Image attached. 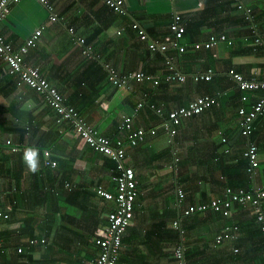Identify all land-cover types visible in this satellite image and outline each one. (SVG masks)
Segmentation results:
<instances>
[{
    "label": "crops",
    "instance_id": "1",
    "mask_svg": "<svg viewBox=\"0 0 264 264\" xmlns=\"http://www.w3.org/2000/svg\"><path fill=\"white\" fill-rule=\"evenodd\" d=\"M50 1L61 21H51L38 0H21L11 5L0 32L16 47L43 29L25 63L38 66L64 102L100 134L122 136L118 125L143 93L167 114L198 96L222 92L217 104L183 118L173 140L151 109L144 107L136 115L133 128H144L147 135L138 145L127 146L126 162L135 169L139 195L117 264H177L180 244L189 264H264V235L251 207L235 206L229 216L209 207L196 210L223 197L227 187L264 186V114L255 121L250 138L259 149V167L252 178L238 112L250 110L263 91H241L229 75L234 69L264 80V47H257L254 39L264 34V0H125V13L103 0ZM176 13L183 16L180 41L187 49L179 53L170 48L167 53L189 76L212 70L208 82L165 80L164 55L150 50L131 27L138 20L152 38L162 39L171 33ZM71 26L74 36L68 31ZM212 34L227 39L211 48L194 47ZM80 36L94 47L98 59L82 54L75 41ZM106 64L119 74L142 70L146 77L130 87H116ZM7 68L0 57V208L11 210L2 221L1 264H92L99 253L95 238L104 234L113 206L96 188L116 192L115 163L90 146L69 120L58 121L46 95L21 83ZM28 99L35 107L22 110ZM152 128L156 135L149 134ZM7 139L21 150L12 151ZM28 146L40 151L35 173L23 163ZM46 149L57 160L55 167L45 165ZM188 209L192 214L184 213ZM234 226L238 238L218 244L216 237ZM34 238L38 243L31 244Z\"/></svg>",
    "mask_w": 264,
    "mask_h": 264
},
{
    "label": "built area",
    "instance_id": "2",
    "mask_svg": "<svg viewBox=\"0 0 264 264\" xmlns=\"http://www.w3.org/2000/svg\"><path fill=\"white\" fill-rule=\"evenodd\" d=\"M21 0H0V23L6 18L11 11V5L18 3ZM42 5L46 7L49 12V19L54 22L61 21V17L55 9V5L50 0H38ZM110 8L118 13H125V0H103ZM242 7V5L240 6ZM249 12L250 10L247 9ZM131 27L136 30L139 38L146 41L150 50L160 52L164 55L166 70L164 79L173 82H186L188 79H192L194 82H208L213 77L212 70L207 72H199L191 74L183 73L175 58L169 55L167 52L170 48L176 49L179 53H183L187 49V45L180 41V35L185 31V25L183 23V16L179 13L173 15L170 23V34H167L164 38H152L142 26L138 20H134ZM71 35L76 34V30L73 26L68 28ZM118 34L122 33V30L117 31ZM43 34V29L39 28L29 36L26 41L14 47L12 42L7 40L5 36L0 32V57L7 63V70L9 74L19 77L21 83L44 93L47 100L53 105L57 114L59 115L58 121L69 120L74 127V130L82 136L86 142L102 152L104 155L113 159L115 163V173L112 176L116 182V192H110L102 186L96 188L98 194L104 199L113 203L107 213V224L104 229V234L95 238V243L99 248L97 257L93 260L92 264H117L120 256V252L123 246V235L132 224L135 217V202L139 195L138 180L136 177L135 169L128 165L127 158V146L138 145L146 138L147 130L144 128H133V120L139 111L148 107L155 114L162 118L161 127L171 137L177 133V128L183 118H190L194 115L200 114L205 109H208L214 104L218 103L217 97L211 94H205L198 96L191 100L188 104L180 106L176 109L170 110L167 114L164 113L162 105H158L153 102H149L147 94H142L137 101L131 114L125 116L118 125V132L122 136L109 137L107 135L100 134L85 118L81 117L75 107L69 106L64 102L62 93L53 85L46 77L43 76L38 66H31L25 63V56L31 47L37 45L40 36ZM227 36L214 35L205 42H196L195 48H211L222 41H225ZM255 44L257 47H264V34L255 36ZM77 44L82 48V54L89 59H98L99 55L96 53L94 47L88 43L86 37H77ZM108 79L116 87H130L132 81L141 82L145 79L146 73L142 70H131L124 74H119L110 65L105 66ZM229 75L232 80L242 90H259L263 91V94L253 104L251 110L247 111L244 108L239 109L241 119L239 125L241 134L247 137L246 149L244 156L248 160L247 171L249 175L254 178L259 166L258 145L250 139V134L254 129L255 120L264 114V80L259 79L257 76L246 77L244 74L234 70H229ZM160 79L154 80L155 84H159ZM123 133H126L123 135ZM149 134L156 135L157 129L152 128ZM6 143L10 145L12 151L21 150V148L12 143L11 139H7ZM45 165L55 167L57 160L51 158V152L49 149L44 150ZM67 186H70L67 183ZM179 198L184 196L183 190L178 191ZM236 204L242 207H251L256 214L257 221L260 224L261 231L264 235V186L254 188H239L227 187L225 195L223 197H217L213 199L209 205H198L197 209L204 210L206 207H210L216 212L222 213L224 216H229L231 211L235 208ZM10 210V208H9ZM191 209L186 210V215L191 213ZM8 211L0 208V264L2 260V221L9 218ZM176 227L179 226V221L175 222ZM238 226H234L232 230H226L220 233L216 237L218 244L224 240H234L238 238L236 234ZM31 244L38 243V239H31ZM40 242H45L44 239ZM237 251V250H236ZM177 264H189L184 258V245L180 244L176 249Z\"/></svg>",
    "mask_w": 264,
    "mask_h": 264
},
{
    "label": "clouds",
    "instance_id": "3",
    "mask_svg": "<svg viewBox=\"0 0 264 264\" xmlns=\"http://www.w3.org/2000/svg\"><path fill=\"white\" fill-rule=\"evenodd\" d=\"M34 107H35V103L31 99L24 101V103L21 105L22 110H31ZM22 159H23V163L25 164V166L29 171L35 173L39 170L40 151L37 147L34 146L26 147L23 151Z\"/></svg>",
    "mask_w": 264,
    "mask_h": 264
},
{
    "label": "trees",
    "instance_id": "4",
    "mask_svg": "<svg viewBox=\"0 0 264 264\" xmlns=\"http://www.w3.org/2000/svg\"><path fill=\"white\" fill-rule=\"evenodd\" d=\"M230 78H231V76H230ZM231 80H232V78H231ZM233 81V80H232ZM233 83H234V81H233ZM235 84V83H234ZM235 86H236V84H235ZM239 90H241V91H250V90H242V89H240L238 86H236ZM251 91H256V90H251ZM257 91H259V90H257ZM219 93H222V92H216V93H214V94H211V95H213V96H215V97H217V95L219 94ZM261 97V96H260ZM260 97H258V98H260ZM257 98V99H258ZM256 99V100H257ZM217 100H218V98H217ZM255 103V102H254ZM253 106V105H252ZM206 110V109H205ZM251 110V109H250ZM249 111V110H248ZM203 112V111H202ZM239 112V111H238ZM240 114V113H239ZM257 120V119H256ZM255 120V121H256ZM254 129H255V124H254ZM254 129H253V131H254ZM253 131H252V133H253ZM252 133L249 135L250 136V138H251V135H252ZM242 135V134H241ZM244 137V136H243ZM245 139H248L247 137H244ZM258 154H259V149H258ZM248 166V165H247ZM259 167V166H258ZM248 172V171H247ZM249 174V173H248ZM239 188H241V187H239ZM239 188H236V189H239ZM236 206H239L238 204H236ZM208 207H206L205 209H207ZM210 208V207H209ZM204 209V210H205ZM211 209V208H210ZM196 210H198V211H202V210H199V209H197L196 208ZM211 210H213V209H211ZM7 211V210H6ZM10 211L11 210H9L8 209V213H9V215H10ZM214 211V210H213ZM214 212H216V211H214ZM190 214H192V212L190 213ZM189 215V214H188Z\"/></svg>",
    "mask_w": 264,
    "mask_h": 264
},
{
    "label": "water",
    "instance_id": "5",
    "mask_svg": "<svg viewBox=\"0 0 264 264\" xmlns=\"http://www.w3.org/2000/svg\"><path fill=\"white\" fill-rule=\"evenodd\" d=\"M229 144H227L226 146H228Z\"/></svg>",
    "mask_w": 264,
    "mask_h": 264
},
{
    "label": "bare ground",
    "instance_id": "6",
    "mask_svg": "<svg viewBox=\"0 0 264 264\" xmlns=\"http://www.w3.org/2000/svg\"><path fill=\"white\" fill-rule=\"evenodd\" d=\"M147 31V30H146ZM148 33V32H147Z\"/></svg>",
    "mask_w": 264,
    "mask_h": 264
}]
</instances>
